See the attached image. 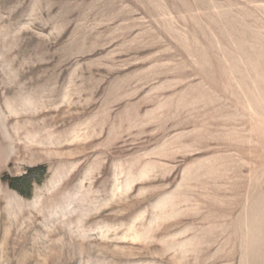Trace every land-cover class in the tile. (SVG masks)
I'll return each instance as SVG.
<instances>
[{
    "label": "rangeland",
    "instance_id": "obj_1",
    "mask_svg": "<svg viewBox=\"0 0 264 264\" xmlns=\"http://www.w3.org/2000/svg\"><path fill=\"white\" fill-rule=\"evenodd\" d=\"M0 264H264V0H0Z\"/></svg>",
    "mask_w": 264,
    "mask_h": 264
},
{
    "label": "trees",
    "instance_id": "obj_2",
    "mask_svg": "<svg viewBox=\"0 0 264 264\" xmlns=\"http://www.w3.org/2000/svg\"><path fill=\"white\" fill-rule=\"evenodd\" d=\"M46 168L40 167L35 170H31L29 173L20 178H10L8 180V185L11 189L17 191L22 196H25L23 189H27L28 191L32 190L33 185L37 184L40 177L45 175Z\"/></svg>",
    "mask_w": 264,
    "mask_h": 264
}]
</instances>
